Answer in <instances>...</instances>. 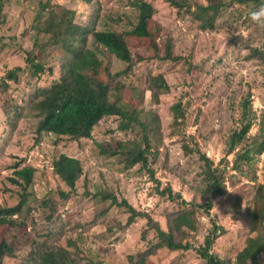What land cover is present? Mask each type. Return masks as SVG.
<instances>
[{
    "label": "rangeland",
    "instance_id": "1",
    "mask_svg": "<svg viewBox=\"0 0 264 264\" xmlns=\"http://www.w3.org/2000/svg\"><path fill=\"white\" fill-rule=\"evenodd\" d=\"M46 1L0 0V80L9 69L23 67L17 81L9 80L6 90L0 87V206H12L19 201L20 186L10 180L15 176L13 165L21 163L36 169L30 201L22 216L27 219V226L0 225V238L23 246L29 231L45 234L52 230L50 241L58 240L72 250H80L83 258L90 257L104 264H132L130 255L146 249L150 239L156 241L153 231L147 232L146 239L142 237L147 228V216H139L122 229L128 213L111 199L103 201L94 195L106 189L118 200L126 198L138 211L147 213L167 229L166 215L178 207V202L169 200L158 187L163 189L169 184L188 201L205 202L210 195L199 184L202 175L196 153L187 154L183 149L187 143L192 148L199 147L216 165L227 170L226 192L213 199L212 211L209 214L196 212L199 239L195 245L204 242L216 221L222 234L214 244V252L231 258L232 264H240L234 259L250 235L252 222L246 210L252 205L258 186L264 185V153L254 158L246 171L248 175L232 167L236 151H243L256 137L264 136V62L247 59L249 50L239 37L247 40L252 34L251 40L262 45L264 35L260 32L264 26L259 25L258 31L253 25H245L244 17L237 19L238 14L233 11L230 27L203 30L185 9L178 10L166 0H147L155 8L153 18L161 28L160 42L168 39L174 55L180 59H158L147 38L128 37L132 54L135 57L141 54L144 60L134 63L119 81L125 85L121 92L124 100L149 110L160 120V134L156 138L150 136L155 144L153 150L157 152V156L150 155V167L159 183L141 163L125 169L119 156L99 155L98 145L106 140L135 138L141 141L135 127L127 130L119 127L120 118L116 115L103 118L93 128L91 138L37 133L39 118L32 109H27L28 99L38 86L50 85L59 79L61 64L69 58V52L61 43L39 46L45 44L56 29L62 13L59 9L74 10L77 24L88 25L96 17L99 30H130L138 22V11L132 6V0H50V6L41 12L40 3ZM202 2L206 0H192V8ZM238 6L234 1L230 10ZM161 48L163 52L164 46ZM28 54L35 56L46 71L33 76L26 59ZM98 56L109 64L112 72L127 66L108 52ZM158 73L165 75L170 91L163 93L157 102L147 89L146 79L148 74ZM246 99L251 106L252 126L246 141L228 154L230 136L241 129L245 120ZM177 102L181 103L185 116L179 125H173L171 107ZM7 104L23 110V115L14 119L15 126L8 121L4 110ZM61 153L78 158L84 166L83 176L66 201L59 192H68L69 187L53 170V160ZM49 198L58 204L59 211L53 213V209L44 204ZM108 206V214L99 215ZM78 223L83 226H76ZM24 254L22 251L19 257L6 258L4 264H20ZM150 260V264H206L195 249L160 248ZM257 264H264V253Z\"/></svg>",
    "mask_w": 264,
    "mask_h": 264
},
{
    "label": "trees",
    "instance_id": "2",
    "mask_svg": "<svg viewBox=\"0 0 264 264\" xmlns=\"http://www.w3.org/2000/svg\"><path fill=\"white\" fill-rule=\"evenodd\" d=\"M90 1V0H88ZM170 5L178 10L185 9L198 22L199 27L203 30L216 31L230 27V16L236 11L238 18L244 17L245 25H253L259 31V24L250 19V12L256 10L264 0H206V3H197L192 8V0H166ZM234 1L240 6L233 8ZM2 4V2H1ZM132 6L138 11V22L130 30L118 31L114 29L99 30L96 28L97 18L95 17L88 25L77 24L74 21V10L65 8L59 9L61 18L56 29L52 32L51 38L45 44L61 43L66 51L69 52V58L61 64L60 78L54 80L50 85L38 86L30 95L27 102V109H32L34 115L39 118L37 133L47 132L57 135H67L74 139L91 138L93 128L105 117L116 115L120 118L119 127L123 130L136 128L137 136H141V141L116 140L114 142L104 141L99 143V155L119 156L120 162L125 169H130L138 163L142 164L150 172L152 178H156L153 168L150 167V155L157 152L153 150L155 144H152L150 136L156 138L161 132V123L156 114L151 115L149 110L143 107L132 105L129 100H124L121 95L124 84L119 80L124 74L131 70V66L139 61L144 60L141 54L135 57L132 54L128 37L147 38L150 45L156 51L158 59L168 61H178L179 56L173 53V45L165 39H161V28L155 21L154 6L147 0H132ZM2 6V5H1ZM0 6V14H1ZM50 6V0L40 3L41 12ZM53 12L56 9L50 8ZM245 10V11H244ZM264 35V30L260 32ZM47 35V34H45ZM245 42V47L249 52L247 59H257L264 62V41L263 44L255 43L251 40L252 34L247 40L239 37ZM0 36V41H1ZM36 44V43H35ZM37 45V44H36ZM161 46H164V51ZM65 51V52H66ZM110 53L118 60L127 63V66L119 71L112 72L109 64L102 61L98 54ZM27 63L29 64L32 75L45 72V66L36 61V57L28 54ZM23 67L16 66L9 69L0 80V87L6 90L9 87V80H18L19 72ZM51 70V68H49ZM147 89L153 95L154 100L158 102L163 93L170 91L168 83L163 73L156 75L148 74ZM115 96L114 99L111 97ZM249 100H244L243 115L245 120L239 131H235L228 141V154L235 151L236 147L246 141L248 133L252 126ZM174 113L173 125H179L184 121L185 112L180 102L172 105ZM5 112L9 123L15 126L14 119H19L23 110L17 105L7 104ZM153 121V123H150ZM13 126V127H14ZM183 149L187 154L193 152L197 155L199 168L201 169L202 178L199 184L203 186L205 193H210L205 202H196L186 200L180 192H176L172 186L167 184L163 189L158 187L161 194L166 195L171 201H177L178 207L169 211L166 215L167 229H164L160 223L144 212L138 211L134 206L129 204L126 198H118L106 189H102L94 196L100 199L108 200L128 213L125 224L121 225L125 229L131 225L139 216H147V228L143 231V239H146L147 232L153 231L156 241L151 239L146 249L138 250L130 255L132 264H150V256L155 254L160 248H167L175 251L196 250L205 260L206 264H232L231 258H223L214 252L213 247L222 234L220 226L213 221L209 233L205 236L204 242L199 246L195 241L199 239V225L195 223L197 213L209 214L214 206L213 199L222 196L226 192V172L225 168L216 165L199 147L192 148L185 143ZM155 153V154H154ZM264 153V136L256 137L244 150L236 151L233 159L232 169L237 172H245L248 175V169L254 158ZM246 165L247 168H244ZM14 177H10L12 182L19 184L20 196L17 204L12 206H0V225L27 226V219L23 218V213L30 201V188L36 169L30 165H21L15 163ZM54 173L61 181L69 187L68 192L60 190L59 195L63 200H68L70 195L76 189V185L84 174V166L81 161L73 156L61 153L53 160ZM234 185V181H231ZM202 190V189H201ZM241 196L237 197L240 206ZM53 209V213L59 211L58 204L53 200L43 201ZM125 207V208H123ZM110 206L104 207L99 215L108 214ZM240 208V207H239ZM247 214L251 216L252 227L247 243L237 253L234 261L240 264H257L261 254L264 253V185L260 184L254 194L253 203L247 207ZM52 216H49L51 218ZM199 219V218H198ZM97 221V218L95 219ZM76 226H83L77 224ZM55 231V230H54ZM29 238L23 246L6 238H0V264H4L6 258H16L25 251L20 264H104L93 258H83L80 250H72L64 246L58 240L50 241L49 237L53 235L50 230L45 234L29 231Z\"/></svg>",
    "mask_w": 264,
    "mask_h": 264
},
{
    "label": "clouds",
    "instance_id": "3",
    "mask_svg": "<svg viewBox=\"0 0 264 264\" xmlns=\"http://www.w3.org/2000/svg\"><path fill=\"white\" fill-rule=\"evenodd\" d=\"M249 15L253 22L259 24L260 26H264V4H261L256 10L250 12ZM229 191L231 190L229 189Z\"/></svg>",
    "mask_w": 264,
    "mask_h": 264
}]
</instances>
